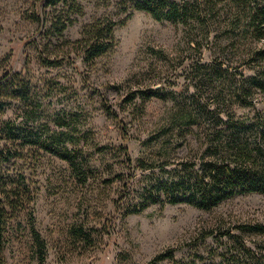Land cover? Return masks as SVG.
<instances>
[{
	"label": "rangeland",
	"instance_id": "1",
	"mask_svg": "<svg viewBox=\"0 0 264 264\" xmlns=\"http://www.w3.org/2000/svg\"><path fill=\"white\" fill-rule=\"evenodd\" d=\"M40 1L0 0V80L16 72L30 83V97L9 100L2 119L15 126V135L64 148L71 162L4 135L15 155L0 164L1 173H22L35 188L34 200L24 201L10 220L4 264H38L32 226L46 242L44 264H226L235 243L221 233L242 235L251 245L254 236L237 227L264 223V194L237 195L208 212L151 205L126 217L128 203L123 199L115 209L114 202L125 181L141 179L125 162L124 147L131 159L152 160L155 142L147 149L142 141L187 113H208L215 123L217 115L264 111V90L246 80L264 73V58L255 54L264 42L227 27L225 0H216L220 10L204 18L207 27L133 12L116 26L115 48L85 62L75 43L82 28L102 17L123 21L127 12L119 0L48 7L40 10L39 23L34 9ZM51 20L68 23L62 35ZM147 88L159 89V97L127 99ZM208 125L200 122L177 136L171 159H198L212 131ZM208 232L213 236L205 238ZM160 253L170 256L153 263Z\"/></svg>",
	"mask_w": 264,
	"mask_h": 264
},
{
	"label": "trees",
	"instance_id": "2",
	"mask_svg": "<svg viewBox=\"0 0 264 264\" xmlns=\"http://www.w3.org/2000/svg\"><path fill=\"white\" fill-rule=\"evenodd\" d=\"M215 1L119 0L117 2L119 6L127 12L123 21L97 18L82 28L81 37L75 43L80 46L83 61L93 62L115 48L117 44L115 28L119 24H124L133 12H145L159 22L182 24L196 22L207 27L204 18L210 16L215 9L220 10ZM76 2L77 0H41L34 9L36 21L42 22L43 13L40 11L42 9L64 4L76 5ZM221 6L224 14L229 15L227 27L231 30L237 29L253 42H264V0H225ZM67 27L68 23L51 20V29L59 35H62ZM255 54L264 58V46L256 47ZM246 80L249 86L264 90V73ZM29 84V81L16 72L7 73L0 80V164L15 155L6 144L8 141L3 140L4 135L7 136L6 139L11 135L14 139L23 137L26 143L38 144L46 151L71 162V157L64 148L40 141L38 137L32 135L26 138L24 135H15L13 134L15 126L9 121H3L2 115L9 100H26L30 97ZM171 86L174 87L175 82ZM159 91L152 88L142 89L127 99L133 100L136 94L143 101L149 100L159 97ZM238 98L241 105L247 104L243 102L240 94ZM104 109L108 116L118 118L110 107L106 106ZM200 122H208L209 130L212 128L205 137L206 147L201 156L198 159H171L170 152L173 148L171 145L177 140V136L184 137L186 132L193 131L192 126ZM216 124L217 126L213 128ZM161 136H164L163 139ZM124 139H127L126 135ZM152 141L155 142L154 146L151 145ZM142 145L147 149L153 146L156 149L154 151L156 158L131 159L127 147H124L125 162L131 168L132 175L139 171L141 173V179L137 182L132 183L128 180L123 183L121 197L117 204L114 202L115 209L120 207L123 199L128 203L125 217L141 213L151 205L163 207L186 204L208 212L237 195L264 194V111H258L252 117L231 114L226 115L224 119L217 115L215 123L214 118L208 113H187L177 118L174 126L167 127L142 141ZM34 192L35 188L22 173L10 176L0 171V264L5 262L3 256L5 235L10 220L24 208V201L34 200ZM133 199L136 202H133ZM31 229L38 264H44L46 242L33 226ZM237 229L254 236V241L249 245L242 235L221 233L222 237H228L235 243V251L226 260V264H264V223L239 226ZM209 236H213V233H206L205 238ZM169 256L170 254L160 253L152 262H160Z\"/></svg>",
	"mask_w": 264,
	"mask_h": 264
}]
</instances>
